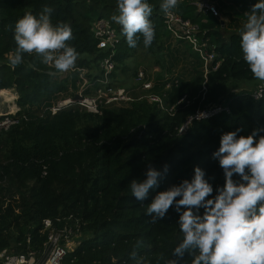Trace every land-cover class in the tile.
<instances>
[{
    "label": "trees",
    "instance_id": "16d2710c",
    "mask_svg": "<svg viewBox=\"0 0 264 264\" xmlns=\"http://www.w3.org/2000/svg\"><path fill=\"white\" fill-rule=\"evenodd\" d=\"M210 1L217 15L198 11L196 0H179L173 10L196 25L212 46L216 57L205 74L199 56L166 30L162 0H147L155 30L147 48L142 37L135 48L127 45L112 19L117 0H0V90L14 89L16 116L23 117L0 130V252L40 251L47 235L43 221L71 215L80 223L81 237L64 264H136L133 251L143 264H165L181 239L178 214L170 209L165 219L153 223L147 204L156 193L191 181L195 167L206 172L214 196L224 184L223 170L212 159L221 135L241 128L239 135L247 136L253 128H264V96L254 101L249 92L236 91L235 82L255 79L242 58L240 34L232 31L260 0ZM45 6L53 9L54 25H70L73 39L68 43L79 54L64 77L51 75L52 65L35 54H25L14 69L9 66L16 22L26 13L38 16ZM97 19L115 29L114 49L98 48L92 31ZM104 59L113 63L106 84L100 68ZM178 63L187 75L172 73ZM140 67L153 82L149 93L162 97V107L138 98L134 79ZM154 68L159 72L151 77L147 71ZM84 81L83 96L124 88L133 101L101 103L98 113L73 104L51 114L49 109L72 99ZM220 104L229 114L192 121L179 132L197 111ZM165 165L168 172L159 187L143 203L136 201L130 182L144 179L149 166L161 170Z\"/></svg>",
    "mask_w": 264,
    "mask_h": 264
},
{
    "label": "clouds",
    "instance_id": "9594fccd",
    "mask_svg": "<svg viewBox=\"0 0 264 264\" xmlns=\"http://www.w3.org/2000/svg\"><path fill=\"white\" fill-rule=\"evenodd\" d=\"M178 7L179 0L160 4L166 14ZM52 11L45 6L38 16L26 13L18 19L11 68L20 65L25 54H35L45 65H52L51 75L75 67L79 54L68 43L73 39L72 29L64 23L54 25ZM152 12L147 0H117V14L112 19L121 26L130 48L141 37L145 48L152 44ZM245 15L240 31L242 58L253 78L264 82V0L254 3ZM241 131L237 128L222 134L219 148L212 153L224 174V184L215 188L214 196L206 172L195 167L191 181L156 193L147 204L146 215L153 223L165 219L170 209L178 214L181 239L165 264H264V128H253L247 136L239 135ZM167 172V165L161 170L149 166L144 179L130 182L132 197L143 203ZM130 255L136 264H143L136 251Z\"/></svg>",
    "mask_w": 264,
    "mask_h": 264
},
{
    "label": "built area",
    "instance_id": "2783aa9c",
    "mask_svg": "<svg viewBox=\"0 0 264 264\" xmlns=\"http://www.w3.org/2000/svg\"><path fill=\"white\" fill-rule=\"evenodd\" d=\"M195 5L198 11H203L205 13L211 12L213 15H217L215 5L210 0H196ZM164 25L172 39L184 41L191 50L199 56L203 62V68L206 74L209 65L213 63L216 55L209 42L203 38V35L198 34V27L173 11L164 14ZM92 31L95 39L98 41L99 49H114L117 43L116 32L107 20H95L92 25ZM100 68L104 72L105 77L102 83L106 84V77L107 74L113 70V63L110 59H104L100 63ZM215 69L216 66L213 70ZM134 81L139 85V99H145L148 103L162 107V97L149 93L153 88V82L143 70H139L136 73ZM85 85L86 81H84L80 87V94H78L81 96L80 100L74 101L73 98L62 100L49 109L51 114H55L60 109L69 107L73 104H76L87 112L98 113V106L101 103L111 105L133 101V97L124 88H106L105 90H98L96 96H83L82 91ZM3 91L4 90H0V95ZM9 91L14 92L12 98H15V104L12 103L14 106L8 111H0V130H7L9 127L16 125L23 118L16 116V113L19 112V108L16 105L17 95L14 89H9ZM249 93L254 101L262 99L264 96V83L256 85L253 91ZM171 111L172 108L169 109V112ZM220 113L229 114V109L225 104L215 105L197 111L186 120L182 127H180L179 132H184L192 121H200ZM43 231H45L47 235L40 251L27 250L23 253H13L4 249L0 252V261L2 264H64L67 254L78 244L76 239L81 237L79 221L73 219L71 215L58 218L55 222L47 219L43 221Z\"/></svg>",
    "mask_w": 264,
    "mask_h": 264
},
{
    "label": "rangeland",
    "instance_id": "374dc122",
    "mask_svg": "<svg viewBox=\"0 0 264 264\" xmlns=\"http://www.w3.org/2000/svg\"><path fill=\"white\" fill-rule=\"evenodd\" d=\"M223 20L226 21V23H228V18H223ZM245 20L246 19L238 21L237 25L233 26V30L232 31L237 32V33L240 34L242 26L245 23ZM184 45H185L186 48L189 47L187 44H184ZM167 65H168V63H167ZM140 70H143V68L140 67ZM158 72H159L158 68H154L151 71H147V73L150 74L151 77H154V75L157 74ZM184 72H185L184 75H187L182 63H178L177 65H175L174 69L172 71L173 74H179L180 76L183 75ZM65 74L66 73H59L58 76L64 77ZM235 83L238 85L237 88H236V91H241L242 90V91L250 92V91H253V89L255 88L256 85L262 84L264 82H261V81H258V80H252V81L235 82ZM5 92H8V93L7 94L5 93L3 95L4 92H2V94L0 95V111L1 112L8 111L9 109L13 108V106L15 104V100H14L15 98L14 99L12 98V94L14 92L9 91V89L6 90ZM9 93H10V96H8ZM77 94H80V91ZM7 101H9V102H7ZM12 103H14V104H12ZM76 242H79V240L76 241Z\"/></svg>",
    "mask_w": 264,
    "mask_h": 264
},
{
    "label": "water",
    "instance_id": "95a60500",
    "mask_svg": "<svg viewBox=\"0 0 264 264\" xmlns=\"http://www.w3.org/2000/svg\"><path fill=\"white\" fill-rule=\"evenodd\" d=\"M74 101H78L81 99V96L76 94L74 97H73Z\"/></svg>",
    "mask_w": 264,
    "mask_h": 264
},
{
    "label": "crops",
    "instance_id": "0c3cea01",
    "mask_svg": "<svg viewBox=\"0 0 264 264\" xmlns=\"http://www.w3.org/2000/svg\"><path fill=\"white\" fill-rule=\"evenodd\" d=\"M3 92H5V90H4ZM78 240H79V239H76V241H78ZM77 243H78V242H77ZM74 248H75V247H74ZM74 248H73V249H74Z\"/></svg>",
    "mask_w": 264,
    "mask_h": 264
}]
</instances>
